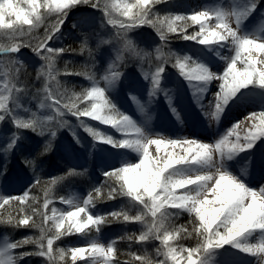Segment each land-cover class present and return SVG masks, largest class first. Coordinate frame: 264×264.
Masks as SVG:
<instances>
[{"label":"snow or ice","instance_id":"6c2138e0","mask_svg":"<svg viewBox=\"0 0 264 264\" xmlns=\"http://www.w3.org/2000/svg\"><path fill=\"white\" fill-rule=\"evenodd\" d=\"M166 0H0V36L6 38L0 44V121L10 119L14 131L9 142L0 148L7 158L20 138L21 130H29L37 135L46 133L54 139L56 130L48 125L55 121L60 127L67 126L63 119L70 113L80 122V126L93 138L94 143L109 144L115 148H125L139 154L137 163L124 162L120 167L103 172L104 182L94 187L81 203L76 198L64 199L71 207L68 211L51 209V215L42 211L38 198L30 195L32 188L40 184L39 177L19 195L0 193V210L14 208L15 215L8 213L4 218L0 211V224L13 228H36L39 236H25L20 240L9 241L4 237L0 241V264H19L25 257L39 256L45 264H211L213 254L224 245L256 257L264 264V184L251 188L230 174L223 166L222 160L231 159L239 152L252 149L258 139L264 137V110L251 112L247 119L251 126L241 133L239 124H233L227 132L213 144L203 143L195 138H168L147 131L130 116L120 111L106 94V88L114 86L122 76L115 63H109L106 74L101 77L105 86L94 78L89 71L65 73V75H83L91 84L81 91H69L57 80L55 72L56 58L67 51L65 48L50 46V41L59 39L60 30L68 13L78 5H90L101 13L100 27L110 25L115 29L112 37L122 42L123 50L117 49L116 60L123 59V51L135 54L140 59L148 55L136 48L129 33L142 26L155 29L162 44H166L171 33H179L183 40L195 41L203 46L228 48L229 56L219 55L225 62L222 73L210 70L203 62L192 57L170 53L164 57L157 47V59L164 63L151 73L143 72L144 79L149 81L147 90L148 102L158 93L163 92L174 115L179 114L171 105L168 90L161 85L162 73L168 60L173 58L172 67L188 83L199 107L209 120L219 121L225 106L243 88L255 86L264 89V36L257 32L241 31L242 22L255 10L259 0H247L240 7L204 8L192 10L188 14L168 13L160 15L155 6ZM56 17L39 42L33 46L31 41L23 39L25 33H31L43 22L46 15ZM215 21V28L207 27ZM189 22L199 25V31L186 34ZM264 24V20L260 22ZM111 40L101 39L100 45L109 44ZM85 45L81 46L83 50ZM31 48L43 62L37 70V78H43V87L29 95V89L20 81L19 72L24 66L23 60L16 53L22 48ZM255 53V55L253 54ZM6 58V59H5ZM242 65L237 67V64ZM220 81L219 91L215 93V106L205 111L200 101L207 92V85ZM52 82L57 90L52 89ZM23 98L38 100L39 107L51 110L52 115L37 116L30 108L21 103ZM138 110L143 113L145 105L137 96L129 93ZM16 109L25 112L21 115ZM85 118L108 125L122 134L116 139L112 135L91 127ZM74 139H76L73 133ZM77 143L79 140L77 139ZM155 145L157 153L161 145L173 151H166L164 156L153 157L149 146ZM179 148L183 154L175 150ZM51 150V140L46 141L43 152ZM40 153V154H43ZM24 164L35 167L34 158L25 157ZM253 168H264V157H249ZM214 169L215 171H211ZM86 171V170H85ZM6 166L0 167V178L8 179L4 174ZM67 176L83 175L70 168ZM52 178L49 186L57 183ZM107 189V190H105ZM50 189L45 191L43 209L52 201L48 198ZM126 197L129 202L141 209L136 215L127 211H111L106 215H93L89 208L99 200H115ZM180 212H187L189 225H174L171 218ZM113 221L124 223L139 222L144 229L139 235H125L120 240L141 246L151 241H158L155 258L144 251L138 253L129 250L121 253L117 240L106 245L97 239L89 240L84 246L61 248L56 242L68 235L87 236L95 230L99 233L101 226ZM256 237L253 242L249 237ZM196 238L194 246L185 247L181 241ZM26 245H35L33 251H17ZM121 256L127 259L121 260Z\"/></svg>","mask_w":264,"mask_h":264},{"label":"rangeland","instance_id":"374dc122","mask_svg":"<svg viewBox=\"0 0 264 264\" xmlns=\"http://www.w3.org/2000/svg\"><path fill=\"white\" fill-rule=\"evenodd\" d=\"M200 2L206 5V7H199ZM246 2L247 0H166L165 3L155 6V12L160 15H165L168 13L188 14L192 10L199 11L204 8L218 7L227 10L230 7L243 6ZM222 6H224V8H222ZM52 16L53 15L51 14L46 15L44 22L40 26H42L45 21L50 19ZM101 18L100 11L91 8L90 5H78L69 11L68 16L60 30L59 39L49 42L50 46L57 48H63V44L66 43L67 39L72 38V40H75L77 43V49L67 50L56 58L55 72L59 74L57 76V80L61 85V92L64 88L69 89L70 92H79L82 88L89 87L91 82L86 79L85 76L65 75L66 72H73L65 71L63 67H59L60 62L72 63L78 66V59H82L83 61L81 64L83 66H81V68L84 67L83 71H89L90 74L94 75L95 79L100 81V86L104 87L105 82L101 79V77L106 74L109 63L114 62L117 70L123 74L114 86L106 88V94L109 99H111L112 103H114L116 107L126 115H128L127 109H131L133 105H131V100L129 99L130 92L123 91V83L134 82L138 83L142 89H148L149 83L144 79L142 73L154 72L157 66L164 63L163 60L157 59V47H160V51L163 53L165 58H167L170 53H176L178 55L187 54L197 61H201V57L206 56L205 58L209 62L213 63L215 62V58L220 59L217 53L225 55L223 49L226 47H206L196 43L195 41L183 40L179 35L174 36L172 33L169 34L167 43L162 44L155 29L145 25L130 32L129 38L134 41L136 48L140 50L141 53L147 52L148 55L143 56V59H140L131 52L123 51V59L116 60L117 49L123 50V44L122 42H117L112 39L115 35V29H113L110 25H106L104 28L100 27ZM262 20H264V0H259L255 10H253L242 22L241 31L245 33L257 32V34L264 36V24L260 23ZM215 23V21L210 22L214 28ZM189 24L190 26L187 29H192L194 32L199 31V25L191 24V22H189ZM38 28H36V30ZM23 38H25V41L27 40L26 37ZM101 39L111 40V42L109 44L100 45L99 41ZM5 40V37L0 36V43H5ZM82 45H85L83 50H81ZM91 49L94 51L93 53ZM197 49H200V51H197ZM253 54L255 55V53ZM16 55L19 59L23 60L24 63V66L18 74L19 79L26 85L29 89V95H31L37 89L43 87V78H37V70L43 62L33 53V51L30 53V51L27 50V47L20 49ZM86 58L88 60H85ZM174 62V57L168 60V63L165 65V71L162 73L161 80V83L163 84H161L162 87L168 90L171 102L175 98V95L177 96L179 92V89L177 88V78L179 74L177 69L172 67ZM215 63L218 64L219 67L222 62L220 63L218 61V63ZM224 67L225 65L220 68L221 73L223 72ZM237 67H240L239 63L237 64ZM2 71L3 70L0 69V72ZM27 71L35 72L31 83L26 79L25 74L28 73ZM211 71L213 70L211 69ZM215 72L219 73L220 71L218 70ZM52 89L54 92L57 90L55 82H52ZM245 90L253 91L254 95L245 96L243 100H245L246 103L239 104L245 106L247 105L250 109V113L264 110V89L250 85L245 88ZM157 95H159L158 97H162V95L165 94L161 92ZM21 103L25 104L26 107L30 108L31 112L36 113L37 116L41 118L53 114L47 107L40 108L38 100H28V98H23ZM162 107L166 109V114L167 110L170 111L167 106ZM16 111L21 115L26 114L20 109H16ZM245 115L246 112H243V116ZM63 119L68 122L65 127H60L55 121L50 122L48 125L56 130L57 135L54 139H52L47 133L44 136H40L35 132L25 129L20 131V138L17 140L16 146L12 149L7 158H5L4 154L0 152V167L6 166L7 172H5L4 175L8 178L6 180L0 178V193L4 195L21 194L35 182L37 172H46V176L48 175L49 178H68L64 181L63 179H58L57 183L51 186L48 198L52 201V203L47 209H43V206L41 208L42 211H47L48 214L51 215L52 208H56L58 212L71 210V207L65 204L61 198H76L78 201L81 198H86L88 193L94 187H99L104 182L105 178L102 175L103 172L112 168L120 167L124 162H138L137 157L139 154L132 150L127 149L125 152L120 153L117 150L118 148L109 144L100 142L94 143L93 138L83 129V127L80 126V122L76 119V117L72 116L70 113L66 112ZM169 121L171 122V120ZM85 122L106 135H112L116 139L122 138V134L117 132L111 126L102 125L99 122L88 118H85ZM152 126L153 125L149 123L147 131L153 133L154 138L155 134L158 132H152L153 130L149 129L153 128ZM219 127V123H217L216 129L212 133H215ZM14 131H17V129L13 127L10 119L6 118L4 121H0V148L9 142V139ZM176 131H178L177 127H175V125L172 126V132L175 133ZM73 133L75 134L76 139H74ZM77 139L79 140V143H77ZM49 140H51V150L48 152H43V150H41L43 154L39 155L36 153V173H34L33 167L24 164L23 160L25 157L22 159L17 158L19 151L28 148L29 144L32 143L33 147L26 152V154L28 152L30 153V156L25 155L28 158L31 157V154L38 150L40 146H43L44 149L46 141ZM262 140H264V137L258 139L257 142H262ZM254 146H256V143ZM152 151L155 152L154 147ZM261 152L264 156V150H261ZM225 164L226 162H224V165ZM237 166L239 168L242 167L240 164H237ZM70 168L83 173V175L67 176L66 173ZM261 184H264V179L260 185ZM120 210L127 211L130 215H136L139 211H141L139 207L132 205L126 197H118L117 199L111 201L99 200L95 202L94 206L89 208V211L93 215H106L111 211ZM184 214L189 217L187 212H180L178 215L171 218V223L174 225H181L180 219L184 217ZM188 219H190V217ZM143 229L144 226L139 222L124 223L122 221H113L110 224L102 225L99 233H96L95 230H93V232L89 233L87 236H64L61 240L56 242V246L61 248L84 246L92 239H97L100 243L106 245L111 240H117V247L122 253H126L129 250L138 253L147 251L149 255L155 258V248L159 244L158 241H151L143 246L132 243L130 249V242L128 240L119 239V237L125 235H139ZM25 236L37 237L39 236V230L36 228L17 229L5 224H0V240L7 237L9 241H15L20 240ZM34 248L35 245H26L24 249H18L17 251H33ZM223 254L225 253L221 249H218L213 256ZM255 260V263L249 260H238L234 263L229 262V264H260V261L257 258ZM19 264H45V262L44 259L39 256H31L20 260Z\"/></svg>","mask_w":264,"mask_h":264},{"label":"bare ground","instance_id":"6f19581e","mask_svg":"<svg viewBox=\"0 0 264 264\" xmlns=\"http://www.w3.org/2000/svg\"><path fill=\"white\" fill-rule=\"evenodd\" d=\"M199 3V7H206V5ZM224 8V6H222ZM212 22V21H210ZM210 22L208 23L207 27L209 29L214 28ZM211 48L217 46H208ZM225 52V56L232 55L228 48L223 49ZM200 51V49H197ZM206 57V56H205ZM205 57H201V61L205 63L210 70L212 69L213 72L220 71L218 74L221 73V67L225 65V62L221 59L215 58V62L218 61L221 65L216 64L215 62H209ZM241 67L242 65L239 64ZM149 83V81H147ZM162 84V83H161ZM219 84L220 81L213 80L207 85V92L203 94V98L200 101L202 107H204L205 111H211L212 108L215 106V93L219 91ZM123 91H128L133 95L137 96L138 99L145 105V111L141 113L136 104L131 100V105L133 107L127 109L128 116H130L133 120L137 122L138 125L148 130V124H152L153 128L152 132H158L160 136L168 137V138H179V137H187V138H195L203 143L213 144L216 140H218L221 135L225 134L229 128L232 127L233 124H239V128L241 133L243 130L251 126V122L247 119L250 114V109L246 105H242L239 103H246L244 97L246 96H253V91H246L245 88L241 89L234 98H232L229 103L225 106L223 114L221 115L219 121H209L205 115L203 114L201 107L198 106L196 100L193 97L192 91L189 89L188 83L181 77L180 75L177 78V88L179 92L177 96L172 100L171 105L174 107L179 114V119L177 116L173 114L171 107L169 106L168 100L165 98V95L162 97H158L156 95L152 98L151 102H148L147 90L142 89V87L138 83L130 82V83H123ZM163 85V84H162ZM132 89V90H131ZM174 97V96H172ZM259 103V102H258ZM162 106H167L170 111L167 110ZM126 110V109H125ZM246 112V115L243 116V112ZM171 120V122L169 121ZM169 121V122H168ZM161 124H160V123ZM175 123V124H174ZM217 123H219V129L215 131L217 127ZM160 124V125H159ZM173 124V125H172ZM177 127L175 133L172 132V126ZM160 126V127H158ZM158 127V128H157ZM181 127V129H180ZM210 129V130H209ZM154 138H159L155 136ZM256 142V146L252 149L245 150L239 153L234 154L231 159H224L222 160V164L224 168L232 175L236 176L240 181L245 183L248 187L251 188H259L260 183L264 179V168H256L253 169L249 163V157L253 158H261L264 157L262 155L261 150H264L263 142L264 140ZM260 143V144H259ZM152 147V148H151ZM153 147L155 148V152L152 151ZM259 147V148H258ZM262 147V148H261ZM120 153L125 152L127 149L125 148H118L117 149ZM150 154L152 152L153 157L157 156H164L166 151H173L170 148H167L165 145H161L160 152L157 153L155 145L149 146ZM178 154H183L182 151L177 148L175 150ZM139 160V155H138ZM224 162L226 164L224 165ZM237 164H240L242 167L239 168ZM211 171H215L211 169ZM252 178V179H251ZM84 198L79 199L80 203H82ZM253 242H255L256 237H249ZM2 241V240H0ZM225 254L213 256L211 264H229L234 263L236 261H244L249 260L253 263L256 262V257L249 256L246 253L239 251L238 249L232 248L231 245H224L221 249Z\"/></svg>","mask_w":264,"mask_h":264},{"label":"trees","instance_id":"16d2710c","mask_svg":"<svg viewBox=\"0 0 264 264\" xmlns=\"http://www.w3.org/2000/svg\"><path fill=\"white\" fill-rule=\"evenodd\" d=\"M55 21H56V17L53 15L50 19L45 21V23L42 26H40L37 30L35 29L31 33H25L24 37H26V39H27L26 41H31L33 46H35L39 42V39L44 36L45 28L51 27V25L54 24ZM193 32L194 31H192V29H187L186 30V34H188V35L192 34ZM172 34L174 36L175 35H179L178 33H172ZM23 39L25 40V38H23ZM0 44H3V43H0ZM63 48H65L67 50L77 49V43H76L75 40H72V38L71 39H67L66 43L63 44ZM27 50L30 51V53L32 51L31 48H28V47H27ZM91 51H92V49H91ZM91 51H89V52H91ZM93 52L94 51H92V53ZM85 60H88V59L86 58ZM82 61H83L82 59H78L79 63L76 61L78 63V66H76V65H74L72 63L60 62V66L59 67H63V69L65 71H69V72H73V73L84 72L83 71L84 67L81 68V66H83L81 64ZM27 72L28 73L25 74L26 79L29 80L30 83H31L33 75H34L35 72H32V71H27ZM68 88H69V86H68ZM32 147H33V145L31 143V144H29L28 148L20 150L19 153H18V157L17 158L22 159L23 157H27L25 155H29L30 156V153L28 152L26 154V152H27V150L31 149ZM41 150H43V146H40L39 149L36 150L35 152H33L31 154V157H29V158H34L35 161H36V153H38V155H39L42 152ZM43 156H45V155H43ZM44 158H46V157H44ZM35 171H36V167H34V173H36ZM44 175H45V177H44ZM35 176H36V174H35ZM37 177H39V179H40V184L37 185L36 187L32 188V190L30 192V195L35 196V197L38 198L39 204H40V206L42 208V206H43L42 202H43V199L45 198V191L51 189V186H52V185L49 186L47 184V182L50 181L52 178H49L48 175L46 176V172H37ZM37 177H35V178H37ZM62 179L64 181L65 179H68V178H62ZM0 211L3 212L4 218H7V215H8L9 212H11L13 215H15V209L14 208L4 209V210H0ZM188 218L189 217H187L184 214V217H182L180 219V224L181 225H188L190 227V225H189V220L190 219H188ZM194 242H196V238L195 237H193L192 239L182 240L181 241V243L185 247H188V246H191V245L193 246L195 244ZM120 259L124 260V259H127V257L126 256H121Z\"/></svg>","mask_w":264,"mask_h":264}]
</instances>
